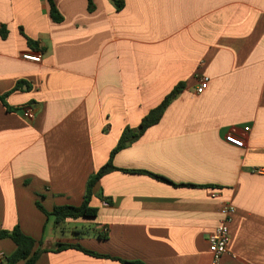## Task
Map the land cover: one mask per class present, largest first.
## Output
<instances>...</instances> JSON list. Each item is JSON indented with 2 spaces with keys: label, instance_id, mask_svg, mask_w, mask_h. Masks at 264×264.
Listing matches in <instances>:
<instances>
[{
  "label": "crops",
  "instance_id": "crops-1",
  "mask_svg": "<svg viewBox=\"0 0 264 264\" xmlns=\"http://www.w3.org/2000/svg\"><path fill=\"white\" fill-rule=\"evenodd\" d=\"M54 1L62 23L47 0H0V233L84 247L98 223L87 240L105 247L84 248L109 258L68 249L35 264H213L209 238L232 203L220 264H264V0ZM177 86L160 123L113 160L171 183L115 170L94 187V219L56 223L38 208L81 206L125 128ZM16 250L0 236L1 255Z\"/></svg>",
  "mask_w": 264,
  "mask_h": 264
},
{
  "label": "trees",
  "instance_id": "trees-1",
  "mask_svg": "<svg viewBox=\"0 0 264 264\" xmlns=\"http://www.w3.org/2000/svg\"><path fill=\"white\" fill-rule=\"evenodd\" d=\"M50 5V16L52 20L56 23H62L64 21V17L59 12L54 0H47ZM118 10L123 8V2L119 0H112ZM90 10H93V5L90 1ZM0 35L2 38L7 37V30L3 28L0 31ZM182 91V86H177L171 94L165 97L162 103L156 108L150 110V112L143 118L140 127L136 129H132L130 127H126L123 131L120 140L116 146V148L111 152L110 159L102 166L95 174H93L87 183L86 194L84 197V202L81 206H58L55 207L53 213H47L43 206L38 203V208L46 213L48 216L54 217L56 223L66 222L68 219L78 220V219H94L98 216V209L91 206V201L93 198V190L96 184L102 179L103 176L109 174L112 171L120 170L127 173H138V174H147L151 177L166 182L171 183L167 178L156 175L147 171L141 170H129V169H119L114 166L113 160L116 154L120 151L128 148L130 145L135 143L147 129L157 125L162 120L166 109L169 107L170 103L174 100V98L180 94ZM7 95L1 96L0 101L6 102ZM183 186H191L187 184H183ZM0 236L11 238L17 246V250L13 256L7 258L5 264H17L21 261H24V264H35L40 256L48 251L51 252H60L68 249H75L81 251L87 255L97 257V258H109L108 256L98 254L96 252L90 251L82 247L80 244H68V243H60L57 244L56 247L52 250H47L43 248V243L37 242L34 238L27 236L22 232L19 227H16L13 231H2ZM103 238V235H100ZM36 246H39L36 249ZM123 264H144L141 261H126L119 260Z\"/></svg>",
  "mask_w": 264,
  "mask_h": 264
},
{
  "label": "built area",
  "instance_id": "built-area-1",
  "mask_svg": "<svg viewBox=\"0 0 264 264\" xmlns=\"http://www.w3.org/2000/svg\"><path fill=\"white\" fill-rule=\"evenodd\" d=\"M25 59L32 62L40 63L42 61L41 53H33L24 56ZM209 86V78L202 77L199 85L196 88L197 94L204 93ZM21 112L24 118L33 120L35 118L34 109L32 107L22 108ZM215 196V195H213ZM236 213V208L232 203H225L221 209V222L218 225L215 233L210 236V252L213 256V264H220L222 258L228 253V246L231 239L230 227ZM7 257L0 254V264H5Z\"/></svg>",
  "mask_w": 264,
  "mask_h": 264
},
{
  "label": "rangeland",
  "instance_id": "rangeland-1",
  "mask_svg": "<svg viewBox=\"0 0 264 264\" xmlns=\"http://www.w3.org/2000/svg\"><path fill=\"white\" fill-rule=\"evenodd\" d=\"M97 224L98 223H96V224L89 223L86 226V229L84 230L85 234L82 236L84 240L82 239L80 241L81 244L84 247H89V248H92V249H98V246H104L105 247L104 244L98 243L97 241H94V240L93 241H89V240H87L88 237H92L93 238L95 229L98 228V225ZM84 237H86V238H84ZM89 248H87V249H89Z\"/></svg>",
  "mask_w": 264,
  "mask_h": 264
}]
</instances>
